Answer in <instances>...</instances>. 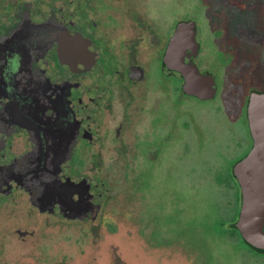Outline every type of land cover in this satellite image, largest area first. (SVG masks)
<instances>
[{"label":"flooded vegetation","instance_id":"obj_1","mask_svg":"<svg viewBox=\"0 0 264 264\" xmlns=\"http://www.w3.org/2000/svg\"><path fill=\"white\" fill-rule=\"evenodd\" d=\"M176 1L0 0V171L15 175L7 182L0 173V233L12 234L27 251H12V264H130L128 252L113 239L122 235L144 245L142 233L153 223L144 214L146 201L170 198L174 164L202 153L209 154L203 168L214 172L204 181L225 190L218 195L222 214L216 231L238 240L244 262L264 264V250L247 244L236 226L242 194L233 173L254 144L247 116L250 95L264 94V88L250 85L245 72L221 91L214 82L212 98L186 93L176 71L181 60L190 71L193 66L210 75L208 70L224 69L230 52L221 48L220 36L202 45L195 19L199 8L196 14L188 8L177 13ZM48 24L56 28L57 41L30 49L10 39L3 43L8 28ZM183 28L193 29V44L187 35L176 40ZM61 37L72 39V66L61 56ZM69 84L71 111L81 119L82 135L61 176L84 180L93 201L87 213L75 217L44 205L39 174L27 161L37 143L23 120L29 95L58 97ZM193 98L217 104L193 109ZM203 115L213 141L204 140ZM231 159L228 167L225 160ZM193 170L190 166L188 173ZM113 186L119 189L114 195ZM9 219L11 224L3 225ZM165 236L162 228L151 235L153 255L161 254L163 264H193L186 251L171 248L174 235ZM141 255L140 248L136 264Z\"/></svg>","mask_w":264,"mask_h":264},{"label":"rangeland","instance_id":"obj_2","mask_svg":"<svg viewBox=\"0 0 264 264\" xmlns=\"http://www.w3.org/2000/svg\"><path fill=\"white\" fill-rule=\"evenodd\" d=\"M50 2L51 0H48V3ZM184 8L190 9L193 14H196L199 8V15L195 19H198L200 24L202 45H206V42L209 44L212 36H220L218 39L221 48L230 52L224 57L225 67L221 72H217L216 68L208 70L219 91L224 85L226 87V83L231 82L232 78L244 75L245 72L250 85L263 89L264 0H177L176 12L183 13ZM216 55L222 56L217 53ZM215 56L213 54V59ZM234 60L237 62L234 63ZM189 104L193 109L205 108L216 105L217 100L196 103L193 98ZM200 121L204 125L201 130L206 137L205 142L213 141L212 138L215 140L213 133H206L209 121L205 120L204 115L200 117ZM208 155L202 153L200 158L199 155H196V158L192 155L181 164L176 162L172 186L171 183L169 185V189H172L171 197H164L163 201H146L144 214L152 218L153 223L147 234L142 233L144 245L125 240L122 235L113 239L121 251L128 252L126 255L130 264H136L140 248L143 252L140 264H163L164 257L161 254L153 255L154 250H149V247H152L151 241L153 242L151 235L160 228L165 231V237L174 235L176 244L171 248L186 251L189 261L193 264H247L239 254L241 247L238 240L230 238L226 231H216V223L222 214L218 195H223L225 190L223 187H217V192L213 184L204 181L211 180L214 176L213 171H205L203 168L204 157ZM233 161L225 160V163L230 167ZM190 166L195 170L192 173H188ZM112 183L114 184V181ZM118 190L113 186L111 194H117ZM156 191L161 194V187ZM163 205L166 213L162 212ZM10 224L11 219L3 225ZM0 240V264H12L9 255L14 250L27 252L26 244L14 238L12 234H4L1 231Z\"/></svg>","mask_w":264,"mask_h":264},{"label":"water","instance_id":"obj_3","mask_svg":"<svg viewBox=\"0 0 264 264\" xmlns=\"http://www.w3.org/2000/svg\"><path fill=\"white\" fill-rule=\"evenodd\" d=\"M26 29V31H25ZM58 32L51 25L14 26L8 28L3 43L12 40L17 46L33 48L57 41ZM176 40L187 35L188 42L194 41L192 28L180 29ZM61 56L72 66V39L61 37ZM187 43V41H186ZM188 44V43H187ZM193 44V43H192ZM176 66L177 75L184 78V91L200 99L212 98L216 87L210 75L199 74L192 66H184L183 60ZM70 85V84H69ZM71 87L63 95L52 98L46 95H29V111L23 116L24 125L30 133V139L36 141L37 148L30 154L28 163H33L38 183L46 193L44 205L58 208L61 213L77 216L87 213L91 202V187L82 179L63 178L62 167L70 161L73 147L81 138L80 120L71 111L73 95ZM36 108L38 110H36ZM36 110V115L32 112ZM247 116L249 128L254 140L251 151L237 163L233 173L236 176L242 194V204L237 228L243 240L256 249L264 250V94L253 92L250 95ZM31 166L28 168L30 169ZM33 171V172H34ZM1 177L9 181L15 175L10 169H1ZM42 174V175H41ZM6 189L8 186H2ZM55 205V206H54Z\"/></svg>","mask_w":264,"mask_h":264}]
</instances>
